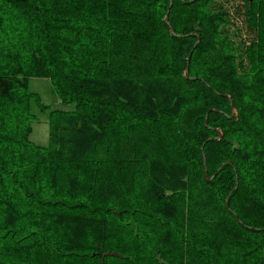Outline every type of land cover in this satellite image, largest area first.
Returning <instances> with one entry per match:
<instances>
[{
  "label": "trees",
  "instance_id": "trees-1",
  "mask_svg": "<svg viewBox=\"0 0 264 264\" xmlns=\"http://www.w3.org/2000/svg\"><path fill=\"white\" fill-rule=\"evenodd\" d=\"M240 1L0 0V264H264V0Z\"/></svg>",
  "mask_w": 264,
  "mask_h": 264
},
{
  "label": "rangeland",
  "instance_id": "rangeland-1",
  "mask_svg": "<svg viewBox=\"0 0 264 264\" xmlns=\"http://www.w3.org/2000/svg\"><path fill=\"white\" fill-rule=\"evenodd\" d=\"M240 0H230L228 5H231V13L233 7L240 5ZM237 25L241 24V18L236 21ZM242 26V25H240ZM250 35L244 32L243 37L248 38ZM28 89L36 92L39 95L41 102L49 107V109H72L73 105H63L60 103L58 96L52 92L50 82L44 78H31L28 81ZM38 120L32 124L30 140L40 146L47 145L48 141V115L46 113H37Z\"/></svg>",
  "mask_w": 264,
  "mask_h": 264
}]
</instances>
